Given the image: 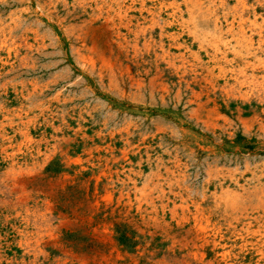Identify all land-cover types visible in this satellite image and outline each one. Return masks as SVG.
Instances as JSON below:
<instances>
[{"label": "rangeland", "instance_id": "1", "mask_svg": "<svg viewBox=\"0 0 264 264\" xmlns=\"http://www.w3.org/2000/svg\"><path fill=\"white\" fill-rule=\"evenodd\" d=\"M154 1L0 0V264H181L173 203L259 205L264 0L253 49L207 42L236 0Z\"/></svg>", "mask_w": 264, "mask_h": 264}, {"label": "bare ground", "instance_id": "2", "mask_svg": "<svg viewBox=\"0 0 264 264\" xmlns=\"http://www.w3.org/2000/svg\"><path fill=\"white\" fill-rule=\"evenodd\" d=\"M227 1L228 0H220V4H222V6L224 7V6H226ZM154 2H156V0ZM236 2H237V4H236V6H234V8H232L231 12L225 15V20H226V35L227 36L225 35L226 37H223V35H222L220 37H213V38H211L209 40L206 39L207 42H209L210 45L214 49H222V48L228 49L231 41H229L228 39H226V40L223 41V38H228V37L232 41H237L238 40V42H236L237 43V45H236L237 48H244V49H253L254 48L253 47L254 45H253L252 40L246 41L244 39V36H246L248 28L249 27L256 26V23L249 22L250 18H249V16L247 17V15H246L247 4H246L245 0H236ZM192 3H193L194 8H196L200 4L199 1L196 2V3H194V2H192ZM191 12L192 11H190V13ZM231 19H232V21H231ZM204 33L206 34V32H204ZM263 33H264L263 31H259L258 32V38H259V44H258V46H260V49H261L262 45H264L263 44L264 43V35H263ZM239 78H242V77H239ZM17 87H20V86H17ZM20 89H21V87H20ZM21 91H22V89H21ZM35 92H36V90H35ZM30 98H31V96H30ZM217 120H218V118H217ZM27 134H28L27 132H24L23 133L24 136H27ZM6 151L7 150L4 149L3 150V153H8ZM4 156H6V154ZM75 164H77V163H75ZM14 178H16V177H14ZM13 181H15V180H13ZM188 191H191V190H188ZM261 194L263 195V198L260 199L259 205H255L254 203H250V202H249V204H247L248 202L244 203L243 201L239 200V199H242V198H240L236 194L237 196L234 195V196H232L231 199L230 198H228V199L226 198L227 200H223V202L220 205H216L215 206V209L213 208V210L206 209L204 207V205H202L201 203H197V202L191 200L190 198L185 199V198L181 197V201H180L181 202V205H179V206H177L176 203H173L174 204V207H172V209L170 210V212H171V215L174 217V219L177 220L176 221V226H177V229H178L177 230L178 233H175L174 235L172 234V236H170V241L172 243V250L175 251V249L178 248V251H180L181 254H182V259L180 261L181 264H192L191 261H190L191 258H193L194 260L198 261L200 264H230V262H229V260L231 259L230 258L231 255L229 254L230 252L229 251H225L226 250V246L225 245L224 246H221V243L218 242V240L216 239V236L217 235H215V234H220L221 233V231L223 229V228L221 229V222L222 221L224 223V226H226V228L228 230L232 231V233L236 237V239L239 240L240 244L242 245V247L240 245V247L242 248V250L246 251L247 249L251 248V250L255 253V255L258 258L257 259L258 264H261V263L263 264L264 263V188L261 189ZM246 199H248V198H246ZM257 201H258V198H257ZM153 208H154V206H153ZM164 208H167V207L164 206ZM177 217H178V219H177ZM159 225H160V223L159 224H156V226H159ZM169 227H165V229L166 228H169ZM211 233H213L214 236H212ZM221 235H223V234H221ZM160 238H162V237H160ZM168 239H169V237H168ZM231 243H234V242H231ZM219 247L223 250L222 253H220ZM207 248L214 255L213 261H209V260L207 261V259H206V250H207ZM193 250H195L196 252H194ZM197 251H202V253L197 252ZM239 253H241V251Z\"/></svg>", "mask_w": 264, "mask_h": 264}]
</instances>
